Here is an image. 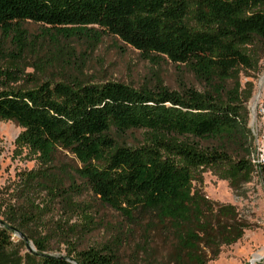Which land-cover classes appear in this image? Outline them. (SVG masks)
I'll return each mask as SVG.
<instances>
[{
	"label": "trees",
	"instance_id": "trees-1",
	"mask_svg": "<svg viewBox=\"0 0 264 264\" xmlns=\"http://www.w3.org/2000/svg\"><path fill=\"white\" fill-rule=\"evenodd\" d=\"M24 21L63 36L111 34L145 57L185 66L204 88L173 90L160 79L140 88L119 81L14 87V70L0 69V119L21 127L15 148L39 163L19 175L25 204L0 213V264H117L118 244L50 255L44 237L28 233L32 193L44 189L71 204L66 170L53 164L61 151L75 157L74 174L94 196L124 217L135 257L148 262L161 237L168 249L157 264H207L241 238L249 223L234 205L205 196L202 172L224 170L236 188L253 170L228 146L249 152L237 78L253 65L252 47L264 52V0H0V29L13 33L15 53L27 46ZM133 131L140 138L126 140ZM28 239L36 251L24 250Z\"/></svg>",
	"mask_w": 264,
	"mask_h": 264
},
{
	"label": "rangeland",
	"instance_id": "rangeland-1",
	"mask_svg": "<svg viewBox=\"0 0 264 264\" xmlns=\"http://www.w3.org/2000/svg\"><path fill=\"white\" fill-rule=\"evenodd\" d=\"M25 40L23 52L15 53L13 33L0 29V69H13L16 81L14 87H31L43 81H57L102 84L119 81L134 88L153 87L160 79L170 89L180 90L191 86L203 90L204 85L183 65H178L165 57L151 59L137 49L124 44L119 38L108 34L89 32L82 36L59 35L36 22L24 21ZM253 65L241 69L238 75V90L243 105L242 114L248 129V150L246 153L237 144L229 145L233 160L240 156L248 159L252 172L249 178L232 188L227 173L217 167H207L202 172V191L205 196L219 203L234 205L239 214L249 223L241 238L236 242L221 246L220 252L207 264H264V175L251 163V151L258 138H264V116L258 114L259 99L264 96V52L252 47ZM232 81H228V87ZM21 131L11 120L0 119V213L10 204L23 205L19 175L36 169L38 161L28 156L27 151L16 150L14 140ZM140 138V131L127 133L124 138L131 141ZM202 146L213 144L211 140H201ZM61 166L68 175L63 184L71 204L60 194L52 197L41 189L30 195L34 205H27L35 214L29 226V234L46 240L50 255H67L69 249L75 251L90 246L118 244L117 264L138 263L157 264L168 249V243L161 237L151 242L152 258L148 262L142 254L135 257V240L127 235V222L119 212L101 203L90 188L74 174L78 165L75 157L61 151L53 163ZM88 217L86 219V217ZM2 216H0L1 218ZM88 222V223H87ZM90 225L86 230L85 224ZM18 237V233H13ZM26 251H36L32 239L24 240ZM260 253L252 262L254 254Z\"/></svg>",
	"mask_w": 264,
	"mask_h": 264
},
{
	"label": "built area",
	"instance_id": "built-area-1",
	"mask_svg": "<svg viewBox=\"0 0 264 264\" xmlns=\"http://www.w3.org/2000/svg\"><path fill=\"white\" fill-rule=\"evenodd\" d=\"M258 114L264 116V96L259 99L257 106ZM251 163L256 170H259L262 165H264V138H258L254 143L251 151Z\"/></svg>",
	"mask_w": 264,
	"mask_h": 264
},
{
	"label": "bare ground",
	"instance_id": "bare-ground-1",
	"mask_svg": "<svg viewBox=\"0 0 264 264\" xmlns=\"http://www.w3.org/2000/svg\"><path fill=\"white\" fill-rule=\"evenodd\" d=\"M260 256H261L260 253L254 254L253 257H252V262L258 260L260 258Z\"/></svg>",
	"mask_w": 264,
	"mask_h": 264
},
{
	"label": "water",
	"instance_id": "water-1",
	"mask_svg": "<svg viewBox=\"0 0 264 264\" xmlns=\"http://www.w3.org/2000/svg\"><path fill=\"white\" fill-rule=\"evenodd\" d=\"M18 235H19L20 237H22V234H21V233H19Z\"/></svg>",
	"mask_w": 264,
	"mask_h": 264
}]
</instances>
